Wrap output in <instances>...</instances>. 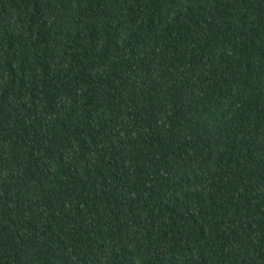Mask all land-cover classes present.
I'll return each mask as SVG.
<instances>
[{
    "label": "trees",
    "instance_id": "trees-1",
    "mask_svg": "<svg viewBox=\"0 0 264 264\" xmlns=\"http://www.w3.org/2000/svg\"><path fill=\"white\" fill-rule=\"evenodd\" d=\"M0 264H264V0H0Z\"/></svg>",
    "mask_w": 264,
    "mask_h": 264
}]
</instances>
